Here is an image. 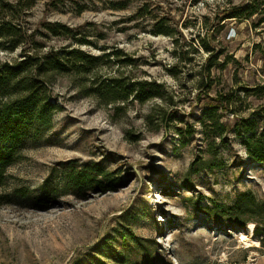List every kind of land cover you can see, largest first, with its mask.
<instances>
[{
  "label": "rangeland",
  "instance_id": "1",
  "mask_svg": "<svg viewBox=\"0 0 264 264\" xmlns=\"http://www.w3.org/2000/svg\"><path fill=\"white\" fill-rule=\"evenodd\" d=\"M243 1L0 0V21L18 24L26 49L115 50L132 60L110 56L86 74L54 75L57 108L46 128L22 138L3 187H29L32 197L48 180L52 203L0 204V264H264V162L247 149L249 134L264 149L263 13L222 19ZM53 23L70 30L55 34ZM4 45L0 62L22 55ZM118 70L161 83V97L104 102L79 91L80 80ZM69 159L100 162L117 186L75 196L63 178ZM243 192L260 211L237 213ZM244 219L257 243L239 240Z\"/></svg>",
  "mask_w": 264,
  "mask_h": 264
},
{
  "label": "trees",
  "instance_id": "2",
  "mask_svg": "<svg viewBox=\"0 0 264 264\" xmlns=\"http://www.w3.org/2000/svg\"><path fill=\"white\" fill-rule=\"evenodd\" d=\"M263 13L260 21H264V0H244L239 4H231L222 10V19L247 20L257 13ZM52 25V24H51ZM69 31L70 28L63 23H53L49 28L58 34ZM159 32H164L159 30ZM170 33V31H168ZM24 33H20V27L11 19L0 21V39L8 42L3 47L9 51L20 47L22 55L16 58L6 59L0 62V204L12 203L16 197H31V188L17 186L7 191L6 185L9 173L8 168L18 157V149L21 140L29 131H37L46 128L50 123L56 103L50 98V84L55 74H68L74 71L78 74H86L94 69L97 62L103 64L115 56L117 62L129 64L131 58H120L122 53L112 50L95 56L81 48L63 47L60 49H40L39 44L27 49L22 46ZM207 49V46H205ZM209 66L214 63L215 56L208 59ZM99 65V63H98ZM94 75H96L94 73ZM79 91L93 95L104 102L124 101L129 96L133 100L144 103L149 99L161 97V83L151 79H132L131 76H123L118 70L115 75L99 78L95 76L92 80H80L77 83ZM215 99L223 103L220 95ZM115 108H118L117 106ZM211 110L207 115L212 120V126L217 125L218 120L211 117ZM159 123L163 118H159ZM252 127L246 128V132H252ZM247 149L252 158L264 162V149L260 147L254 135L249 134ZM64 165L63 178L69 192L77 197L85 198L91 192L103 193L114 190L118 178L113 176L114 172L107 170L100 162L77 164L74 159H69ZM196 162L191 163L190 172H195L198 167ZM48 180L41 187L39 194L31 198L36 201L42 209L49 207L52 203V191ZM261 210L252 193L243 192L235 201V208L239 215L249 212V208L255 207ZM264 212L263 210L260 213ZM249 220H240L239 225H245ZM92 264V263H88ZM93 264H106L97 261Z\"/></svg>",
  "mask_w": 264,
  "mask_h": 264
},
{
  "label": "bare ground",
  "instance_id": "3",
  "mask_svg": "<svg viewBox=\"0 0 264 264\" xmlns=\"http://www.w3.org/2000/svg\"><path fill=\"white\" fill-rule=\"evenodd\" d=\"M253 231H254V224H253V222L247 223V225H246V231L239 234V240L242 241V242H244L245 244H249V243H252V242L257 243L258 240L257 239H254L252 237L253 236Z\"/></svg>",
  "mask_w": 264,
  "mask_h": 264
}]
</instances>
